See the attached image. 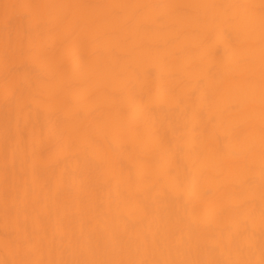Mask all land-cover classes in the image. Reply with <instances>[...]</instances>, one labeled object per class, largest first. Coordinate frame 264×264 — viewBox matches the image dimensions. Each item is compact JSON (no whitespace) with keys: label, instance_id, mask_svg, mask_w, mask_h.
Wrapping results in <instances>:
<instances>
[{"label":"bare ground","instance_id":"6f19581e","mask_svg":"<svg viewBox=\"0 0 264 264\" xmlns=\"http://www.w3.org/2000/svg\"><path fill=\"white\" fill-rule=\"evenodd\" d=\"M5 3L45 50L9 77L25 110ZM259 3L0 0V262L259 264V10L228 7Z\"/></svg>","mask_w":264,"mask_h":264},{"label":"snow or ice","instance_id":"6c2138e0","mask_svg":"<svg viewBox=\"0 0 264 264\" xmlns=\"http://www.w3.org/2000/svg\"><path fill=\"white\" fill-rule=\"evenodd\" d=\"M31 7L19 4H4V24H5V41H4V69H5V104L10 107L13 103L17 105L20 110H25L30 107L24 97V89L20 87L19 95L15 90L10 92L8 83L9 77L13 72H19L24 62L38 63L45 55V50L39 47L34 39V31L39 28V24L33 25L29 19V26L27 30H16L15 34L11 30V21L8 10L10 8ZM147 7V6H138ZM179 7V6H176ZM228 7L239 8L245 11L246 15L254 18L255 10H259V94H260V149H259V164L261 176V201L262 208L260 213V228H261V246L264 249V0H260L259 5L244 4V5H229ZM65 23H72L69 18H66ZM249 47L254 46V40L246 42ZM248 84L251 89L255 88V73L250 72L248 75ZM35 97H33V102ZM72 118H76V114H72ZM254 160H250L248 167L253 166ZM38 243L29 242L23 252V257L18 260L10 262H0V264H255L251 260L241 259H223V260H210V261H191V262H176V261H65V260H42L31 258L38 251ZM259 264H264V258L259 261Z\"/></svg>","mask_w":264,"mask_h":264}]
</instances>
